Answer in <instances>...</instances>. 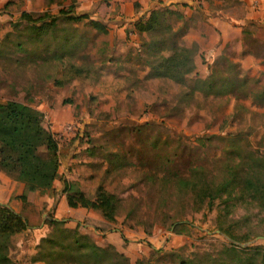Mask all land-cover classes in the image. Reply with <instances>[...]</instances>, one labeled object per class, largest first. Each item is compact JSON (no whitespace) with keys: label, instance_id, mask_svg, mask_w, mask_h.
Instances as JSON below:
<instances>
[{"label":"rangeland","instance_id":"rangeland-1","mask_svg":"<svg viewBox=\"0 0 264 264\" xmlns=\"http://www.w3.org/2000/svg\"><path fill=\"white\" fill-rule=\"evenodd\" d=\"M137 1L0 0V101H26L43 112V124L58 139L55 182L60 188L65 178L89 195L102 184L120 197L112 221H104L95 209L89 211L95 215L67 205L57 209L67 226L78 224L81 232L102 245L111 243L104 234L114 231L111 239L120 237L121 243L111 244L122 253L130 252L124 254L131 264H264V208L256 200L237 197V188L229 198L225 192L215 196L211 204L207 197L202 201L198 191L201 185L215 187L221 181L227 161H238L234 153H264V96L256 95L264 91V17L244 22L240 36L220 52L238 63L239 75L247 78L246 92L214 94L197 89L190 96L184 92L193 73L184 83L147 76L149 67L139 54L141 39L149 35L135 27V21L147 13L138 15ZM158 1L159 6L164 0ZM131 3L132 12L126 13ZM205 3L209 9L222 8L233 15L243 6L240 0ZM259 4L255 0L253 7ZM23 11L34 18L44 12L47 19L54 16L55 33L49 30L42 38L35 37L21 17ZM64 12L86 16L74 19ZM91 19L103 22L107 33L94 28ZM167 21L176 28L189 23L184 17L170 16ZM65 35L79 38L73 60L89 71L55 84L54 77L61 76L60 64L49 53L63 48L60 42ZM197 41L198 51L205 40ZM203 54L204 49L196 56L195 68L202 77L219 55L209 62ZM64 98L69 101L63 102ZM196 166L201 167L205 184ZM170 172L177 179L192 175L193 188L180 190L174 179L168 181ZM14 190L31 194L29 201L22 202L21 212L38 225L14 264H42L31 256L37 251L38 229L49 231L47 218L56 209L46 202L36 209L34 202L50 196L53 188L27 190L20 185ZM177 219L187 221L185 232L171 229L170 221ZM17 248L13 239L10 252Z\"/></svg>","mask_w":264,"mask_h":264},{"label":"trees","instance_id":"trees-1","mask_svg":"<svg viewBox=\"0 0 264 264\" xmlns=\"http://www.w3.org/2000/svg\"><path fill=\"white\" fill-rule=\"evenodd\" d=\"M170 4L162 2L161 5L151 8L146 16L141 15L135 21L138 32L149 35L141 39L139 54L149 67L147 76L168 77L184 83L188 75L193 73L194 76H190L189 90L184 92L190 96L197 89L214 94H224L237 89L244 94L245 88L248 87L247 78L239 75L238 63L228 59L223 53L213 60L210 72L206 76L197 74L194 60L197 43L193 41L186 44L182 41L188 24L182 22L176 28L167 21L170 16L173 19L183 20V17L186 19L182 11L171 7ZM21 14L34 30L35 37L42 38L49 30L55 33L54 16L47 19L49 14L46 12L35 18L27 11ZM63 15L74 19L86 16L85 14L70 16L67 12ZM90 24L98 31L107 33V27L103 22L91 19ZM79 43V38L65 35L60 42L63 48L57 53L56 50L49 53L51 59L59 61L58 67L60 64L58 69L61 76L54 77L55 84H63L75 76L86 75L89 71L88 66L85 67L73 60V50ZM105 44L108 46L106 40ZM111 52L110 48V56ZM64 53L67 54L66 57ZM256 95L263 97L264 91L260 90ZM62 101L69 99L64 98ZM42 120L43 112L29 102L14 98L0 101V170L22 182L27 190L49 189L53 187L54 180L58 177V139ZM40 148L45 150L44 153L39 151ZM234 158L238 161L234 164L227 161L221 181L215 187L210 184L199 187V197L202 201L207 197V202L211 204V199L215 196L225 192L229 198L237 188V197L256 200L257 204L264 208V153L251 152L240 155L236 152ZM195 169L201 174V183L205 184L201 167L196 166ZM169 175L171 179L168 177L167 179H170L168 181L173 183L175 180L180 190L193 188L192 175L178 179L175 172H170ZM62 183L61 190L65 194L68 206L92 208L105 220L116 219L120 205V197L116 193L99 184L94 193L89 195L72 180L63 178ZM14 196L21 199L24 204L28 201L26 190ZM47 219L49 231L41 236L36 244L37 251L31 256L32 261H42V264H131L128 256L115 249L113 244L97 243L88 234L81 232L77 228L78 224L70 227L66 225L64 219L51 215H48ZM28 224L25 214L15 210L7 202L0 201V264H14L10 252L12 235L26 229ZM187 224L185 219L170 221L171 229L177 233L185 232ZM180 264L184 263L181 261Z\"/></svg>","mask_w":264,"mask_h":264},{"label":"crops","instance_id":"crops-1","mask_svg":"<svg viewBox=\"0 0 264 264\" xmlns=\"http://www.w3.org/2000/svg\"><path fill=\"white\" fill-rule=\"evenodd\" d=\"M200 1L203 3V5H200L198 3V0H164L163 1L165 3H171L170 4L171 7L177 8L180 11H182L186 19H189L188 27L182 36V41L184 43L190 44L193 41H197L199 38L205 40L204 44L203 41L200 42L202 45L200 44V49H198L194 57L195 64H197L196 56L200 55L202 49H204L203 55H205V57L208 58L207 61L209 62L212 61L213 58L221 52V50L224 48V46L228 41L238 37V35L240 36V34L244 29L243 27L244 22H246L248 19L250 21V19H257L258 17H264V8H263L264 0H258V2L261 3L259 4L258 8L253 7V2L255 0H240L241 5L243 6H241L238 15H233L229 12L224 13L222 8L218 9L217 7H213L209 9L208 4L205 3V0H200ZM137 2H138V6L140 7L138 10L139 12L138 15L144 14L145 12L148 13V11L151 8L157 7L159 3L158 0H138ZM132 5L133 3H131V7L129 11H128L129 7L127 6L126 13L132 12V8H133ZM196 14H198L197 17ZM189 32H192L194 34H192L193 36L192 38L187 39L188 36L187 34ZM55 180L52 187L53 190L51 191L50 196L46 195L38 200H35L34 208L38 209L42 207L44 202H46L48 207L52 205L56 209V213L54 214V217L60 218L61 216H59L60 214H58L57 209L66 206L67 202H66L65 194L61 190L62 187L60 188L59 187L60 184H56ZM20 185H23V183L10 178L3 171L0 170V201L9 203V205L17 211H22L23 203L19 198L12 197V195H16L19 193L18 191L16 192V190L14 189ZM43 190H47V189H43ZM30 198H31V194L28 193L27 194L28 201L30 200ZM66 207H68L69 209H75L77 211L84 209V211L85 210L88 211L87 212L88 215H95V212H91V213L89 212L93 210L92 208H87L82 206L70 207L68 205ZM23 213L25 214V212ZM27 219L29 223L28 227L12 235V240L14 239L15 244L18 246L16 251L11 252L14 261L21 252L26 250L27 247L24 250L23 244L26 246V244L29 243L30 241L28 240L29 236H31V234L35 232L36 231L35 229H37L38 227V225L31 222V216H28ZM71 219L75 220V222L78 220V218H71ZM104 221L106 220L104 219ZM76 223H80V222L77 221ZM38 230L41 231L39 235L40 238L45 234V232H43L44 230L43 231L41 230V227ZM101 233H104V231ZM113 233L115 234L114 231L104 234L105 241L108 240L109 242L113 243L115 246L118 247V243H121V238L118 237L116 240H112L110 236H114ZM37 242L38 241H36L35 243ZM100 243H104V242H100ZM20 244L21 246L19 247ZM122 251L127 255L130 254V252H127V250H122Z\"/></svg>","mask_w":264,"mask_h":264}]
</instances>
